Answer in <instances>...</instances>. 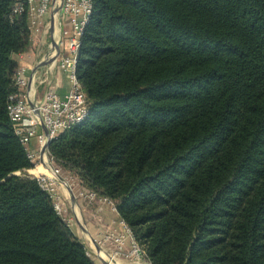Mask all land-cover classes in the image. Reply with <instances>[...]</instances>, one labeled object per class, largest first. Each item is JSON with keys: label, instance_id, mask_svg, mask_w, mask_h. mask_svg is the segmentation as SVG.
Instances as JSON below:
<instances>
[{"label": "trees", "instance_id": "1", "mask_svg": "<svg viewBox=\"0 0 264 264\" xmlns=\"http://www.w3.org/2000/svg\"><path fill=\"white\" fill-rule=\"evenodd\" d=\"M13 5L0 0V264H95L12 126L31 43ZM77 76L89 114L50 153L114 203L150 264H264V0H93Z\"/></svg>", "mask_w": 264, "mask_h": 264}, {"label": "built area", "instance_id": "2", "mask_svg": "<svg viewBox=\"0 0 264 264\" xmlns=\"http://www.w3.org/2000/svg\"><path fill=\"white\" fill-rule=\"evenodd\" d=\"M25 5L29 8L31 18L60 8L66 25L48 28L52 45L37 65L19 62L14 74L17 92L9 96L8 112L14 132L33 164V168L27 172L50 195L55 210L70 225L66 198L61 193L62 186L83 199L92 200L98 194L81 186H72L49 148L60 134L82 123L89 114L88 97L77 76V63L81 37L92 14L93 0H14V13H22ZM20 61H23L22 58ZM56 68L68 80V90L63 95L56 91L51 79ZM30 71L32 80L28 81ZM41 85L44 90L39 96ZM124 225L123 232L93 238L91 244L83 241L87 254L95 264H117L120 258L128 259L132 264H150L131 230ZM127 245L129 251L125 253ZM107 246H111L112 251L106 254L104 249Z\"/></svg>", "mask_w": 264, "mask_h": 264}, {"label": "crops", "instance_id": "3", "mask_svg": "<svg viewBox=\"0 0 264 264\" xmlns=\"http://www.w3.org/2000/svg\"><path fill=\"white\" fill-rule=\"evenodd\" d=\"M66 21L62 17L61 9L50 10L45 15H34L31 18V43L29 49L14 56V60L19 65V62L35 66L49 51L52 45L51 36L48 28L65 26ZM22 58L23 61H20ZM36 80V78H34ZM51 79L55 85L56 91L63 95L68 90V80L59 69H54L51 74ZM31 71L28 74V81H31ZM44 87H39V96L43 94ZM80 186H77L79 188ZM75 191V190H74ZM61 193L66 198L67 218L69 226L74 235L85 242L91 244V239L101 238L107 234L115 232H123L125 225L119 217L114 203L108 199L98 196L95 199H83L75 192L71 193L62 186ZM106 254L112 251L111 246L105 249ZM129 251L127 245L124 252ZM117 264H132L130 260L120 258Z\"/></svg>", "mask_w": 264, "mask_h": 264}, {"label": "rangeland", "instance_id": "4", "mask_svg": "<svg viewBox=\"0 0 264 264\" xmlns=\"http://www.w3.org/2000/svg\"><path fill=\"white\" fill-rule=\"evenodd\" d=\"M64 176L67 175L70 181V184L72 186H81L86 188L84 185H86V181L81 178V176L76 172L75 170H70L69 168L65 167L63 168ZM19 174V172H17ZM88 189V188H86ZM82 241H85L84 239H81ZM116 264V263H115Z\"/></svg>", "mask_w": 264, "mask_h": 264}, {"label": "water", "instance_id": "5", "mask_svg": "<svg viewBox=\"0 0 264 264\" xmlns=\"http://www.w3.org/2000/svg\"><path fill=\"white\" fill-rule=\"evenodd\" d=\"M44 64V63H43ZM17 174V173H16Z\"/></svg>", "mask_w": 264, "mask_h": 264}, {"label": "bare ground", "instance_id": "6", "mask_svg": "<svg viewBox=\"0 0 264 264\" xmlns=\"http://www.w3.org/2000/svg\"><path fill=\"white\" fill-rule=\"evenodd\" d=\"M41 169V168H40Z\"/></svg>", "mask_w": 264, "mask_h": 264}]
</instances>
